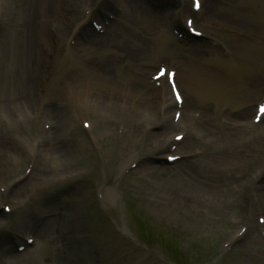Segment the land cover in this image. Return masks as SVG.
<instances>
[{
	"label": "rangeland",
	"instance_id": "obj_1",
	"mask_svg": "<svg viewBox=\"0 0 264 264\" xmlns=\"http://www.w3.org/2000/svg\"><path fill=\"white\" fill-rule=\"evenodd\" d=\"M0 1L4 10L0 26V33L4 35L0 38V136L7 128L11 136L14 134L10 163L3 168L6 173L0 176V190L8 187L9 182L14 184L28 168V160L22 161L20 155L19 150L23 148L15 151L13 144H25L24 149L28 148L29 136L37 131L42 133L45 120L48 123L58 118L52 109L61 99L67 96L65 99L74 103L71 104L74 109L71 106L68 110V123L67 119L63 123L66 128L59 124H54L53 128L54 142L60 145L65 142L70 151V155L61 159L59 155V165L63 169H53L48 176L42 174L55 163L51 161V151V162L42 166V172L25 185L19 182L18 190L3 199L11 205L12 213L0 214L1 233L16 228L17 235L24 237L27 232L37 237L40 219L49 213L55 214L50 217V226L54 229H51L54 237L57 232V242L53 240L55 244H48L40 238V243L26 254L15 253V256L9 252L4 258L8 260L6 264H53V260L57 264H187L191 256L194 257L191 264H264V247L258 240L261 235L256 238L251 234L244 243L234 241L230 245L232 250L220 248L235 235L238 227L233 224L237 214L232 208L233 190L241 182L235 181L233 174L225 181L213 176L207 161L217 144L205 140L204 133L199 131L203 128L200 123L208 118L214 133L226 140L233 139L234 149L240 145L239 152L247 136L255 131L252 113L256 102L264 96V0H204L203 12L192 17L199 29H206L207 34L218 40L188 47L173 36L168 16L159 19L161 25L153 34L141 35L130 20H120L108 36L93 44L92 39L73 40L71 47L70 28L77 20H82L78 14L83 15L95 0L71 4L73 15L69 7L66 21V13H62L66 0H54V4L51 3L56 5L51 11L53 16L43 19L41 35L35 37V45L23 61L17 54L23 57L19 44L25 42L26 24L19 27L22 16L18 11L29 0ZM187 1L191 5V0ZM170 3L172 7L177 5L176 0ZM54 16L59 22L58 48L51 46L50 39L49 23L55 21ZM15 19L19 20L18 25ZM11 30L14 32L10 33ZM220 41L229 45H222ZM43 47H49L47 73L45 70V75L37 73L35 79L25 75L28 61L31 65L37 59L32 52ZM160 62L177 70L178 84L186 100L182 107L184 121L178 128L172 122L173 107L168 108L158 100L152 104L149 99L155 97L154 94L169 91L166 79L162 87L157 86L160 91L152 90L155 84L151 83V75ZM40 77L50 82L47 90L40 86L43 84L39 83ZM90 80L97 81V87ZM100 81L118 88L112 89ZM28 83L30 87L26 86ZM74 84H78L79 91ZM82 87L87 90L82 91ZM91 89L94 91H89ZM52 90L56 92L54 96ZM24 109L31 112L24 113ZM16 112L22 113L23 122ZM71 112H75L80 123L72 118ZM245 112V119L239 121L241 133L231 134L230 131L237 128L235 120L242 118ZM47 113L53 115H50L52 119L42 117L37 121L38 115L47 116ZM83 121H89L93 130H83ZM163 122L164 129L158 130ZM184 127L188 135L186 142L174 151L168 147L163 149V140L172 139L174 132ZM257 128H264V120ZM67 130L71 134H66ZM259 130L257 135L261 133ZM192 147L199 149L194 153L200 151L201 156L190 171L192 181L203 183V178H207L208 181H204L213 182L214 187L228 185V207L215 208L210 200L207 204L189 200L190 194L195 192L188 186L192 181L186 176V181L180 183L174 176L180 164L164 162L168 152L177 154ZM134 153L143 154V159L130 166ZM152 157L163 162L153 163ZM228 164L229 160L224 165L225 170ZM161 178L170 179L171 184L166 180L170 188L161 185ZM106 185L117 187L116 200L106 197ZM3 200L0 196V202ZM259 200L264 203V196ZM65 209L68 210L66 231L61 230ZM56 215H61L57 222ZM258 215L254 214L255 223ZM7 241L1 244L0 255L11 251Z\"/></svg>",
	"mask_w": 264,
	"mask_h": 264
},
{
	"label": "bare ground",
	"instance_id": "obj_2",
	"mask_svg": "<svg viewBox=\"0 0 264 264\" xmlns=\"http://www.w3.org/2000/svg\"><path fill=\"white\" fill-rule=\"evenodd\" d=\"M66 1H70V0H66ZM82 1L83 0H71V4H73V3L79 4ZM181 1L184 2L185 6L188 5L187 0H177L178 3ZM218 2H221V1H218ZM51 3L54 4V0H47V1L46 0L45 1L44 0H29L28 4L22 10V17L23 18L21 17V22H20L19 27L26 24V33L24 32V34H23V35H25V42H23V44H21V46H20V52L22 53L21 55L23 57H20L17 54V57L21 61H23V59H25L26 57H29L28 54L32 51V46L35 45L34 44L35 37H39L41 35L42 27H43L42 25H44L43 19L47 18V16H49V17L53 16V15H51V13H52L51 11H53V9L56 5L54 6ZM124 3H125V0H124ZM71 4H70V6H71ZM100 5H101V3H99V6ZM125 5H126V8L123 9L122 16H123V18H125V21L130 20L131 24L138 29L139 34L145 35V36L147 34H153L154 29L156 27H158L159 25H161V22L159 21V19L163 20V18L158 17V19H155L153 17L154 16L153 12L143 4L142 0H126ZM71 8H72V10H71L70 14L72 16L74 10H73V7H70V9ZM78 13H79V9H77V14ZM80 14H82V13H80ZM126 14H127V16H126ZM78 17H80V19H81L83 17V15L79 16V14H78ZM10 18H11V15H9V20H10ZM179 22H180V20H179ZM15 23H17V25H18L19 20L15 19ZM16 28H17V26H16ZM13 32L14 31L11 30L10 33H13ZM110 37L112 39H115V37H113V36H110ZM0 38H4L3 32L0 33ZM33 52H32V56L39 57L40 55H42V54H40L39 49L37 50V52H34V53ZM197 57H198V55H196L195 58H197ZM29 62H30V60L28 61V64H27L28 67L25 69V75L35 79L38 74L39 75H40V73L42 74V71L40 70L39 66L37 67V65L34 67L32 65H29ZM25 81L28 82V78H25ZM89 82L90 83L92 82V85L97 87V81H95V80L91 81L90 80ZM100 83H104V82L100 81ZM104 84L107 87L111 86L112 89L118 88V86L110 84V83L109 84L104 83ZM74 85H76V90L79 91L78 84H74ZM26 86L30 87V84L28 83ZM49 87L52 89V85ZM96 87H94V89H96ZM135 88L138 89V86H135ZM94 89H91L89 91H94ZM86 90L87 89L82 87V91H86ZM55 93L56 92L54 90H52L51 94L53 96L55 95ZM57 94H60V93H57ZM32 96L35 97L36 94H33ZM52 112H53V115L55 113H57V116H58V118H55V121H53V123L55 125L59 124L61 126L63 119L59 115L57 108L53 107ZM6 115H7V113L3 116V118ZM245 116H246V112H245V114H243V113L241 114L242 118L235 120L236 122H235L234 126L237 128L235 130L230 131L231 134L238 136L241 133L240 129H238V127L240 128L242 126V123L239 121H241L242 119H245ZM207 120H208V118H206V120H204L203 122L200 123V125L202 124L200 126V128L201 127H203V128L199 131L204 133V135L206 137L205 140H208V141L213 140L217 144V149H215L211 153V157H209V160L207 161L208 167L211 170L213 176L221 179V181L222 180L225 181L230 177L231 172H229L227 169L225 170L224 165L226 164L227 160H229V164L231 166L236 164L239 161L240 154L242 153V152L241 153L239 152V148H240L239 146L240 145L237 144V148L234 149V146H235L234 143L235 142L233 141V139H227L226 140V139H224V137L219 136L216 133H214V128L212 126V122H209ZM209 120H211V119L209 118ZM12 135H14V134H12ZM128 136L129 135H127V137ZM187 137L188 136H186V138ZM185 142L186 141H183L182 145ZM61 143L63 144V142H61ZM163 143L165 144L164 147L167 148V141H165V142L163 141ZM13 145H16L17 149L18 148L24 149L26 147L25 144H21V143H14ZM10 147H12L11 144L5 145V144L0 143V176H2L4 173H6L5 172L6 170L4 171V169L7 168V166H5V165L7 163H10V159H11ZM164 147H162V148H164ZM231 149H234V150L231 151ZM198 150L199 149L192 147V148L186 149L181 154H187L189 152H195ZM51 151H52V155H53V158L51 161H53V162L55 161V163H53V165H51L52 168L48 167L47 171L44 170V172L42 173L43 175L46 174L47 176L51 173V171H53V169L62 168L59 165L60 163L58 161L59 155H60V159L63 158L64 155H66V156L68 154L70 155V151L68 150V148L67 147L64 148L57 141H55L54 144L52 145L50 152ZM261 152H264V145L259 144V145H253L252 151L250 153H252V155H255V154L259 155ZM199 154H200V151L198 152V155H196L195 158L186 159V160L182 159L183 161L180 162V165L177 167V170L174 173L175 174L174 176L176 177V179H179L180 183H184L186 181V176L192 181L190 171L193 170L194 161L199 160V158L201 157V156H199ZM202 154H203V152H202ZM142 156H143V154H141V153L133 154L131 156V162L134 163V162L140 161ZM10 165H12V164H10ZM9 170H10V168H9ZM7 171H8V169H7ZM203 179L207 180V178H203ZM166 180L171 184L170 179L161 178L160 182H161V185L163 187H167V186L169 187V183ZM204 180H202L203 183L192 181V183H190L188 185L189 187H191L192 189L195 190V192H193V194H190L189 200H191L192 202H194L196 204H198V203L207 204L208 203L207 201L210 200V202H214L213 207H215V208H219L220 206H225L226 204L228 205V202H229L228 201V198H229L228 194L230 193L227 189L228 185L224 186V187H221V186L214 187L213 182H212V184H210ZM254 183L259 184L258 189L261 191L260 192L259 190H257L256 195L259 194V192H260V194H262L264 196V182L262 183L259 181H255ZM8 188H9L8 191H13V190L16 191V184H10V186L8 185ZM171 191L175 192V190H172V189H171ZM105 194H106V197L109 198L110 201L116 200V198L118 196V193L116 191V186L115 185H106L105 186ZM196 212H197V210H196ZM48 213H49V211H48ZM57 214H58V212H57ZM67 214H68V210L65 209L63 212V219H62V224H61V230L64 229L65 231L67 228V226H65V224L67 223L66 220H68ZM54 215L55 214L50 215V213H49V216H45V217L41 218L40 219L41 222H39V225H41V226L38 229V237H39L38 239L42 238V239L46 240L47 242H49L48 244H50V243L55 244L57 242V232L56 231L54 232L56 234V236L54 237L53 236L54 234H52V231H51L52 227L50 226V217L53 218L52 216H54ZM59 216H61V215H56V218H55L56 222L58 220L57 217L59 218ZM52 230L54 231V229H52ZM7 238H8L7 236L6 237L4 236V233L0 232V245L3 242H5L7 240ZM47 239H49L50 241ZM53 240H55L56 242ZM38 243H40V242L38 241L36 244H38ZM15 256H17V255L15 254ZM263 258H264V256H263ZM52 263L57 264V262L54 260L52 261Z\"/></svg>",
	"mask_w": 264,
	"mask_h": 264
},
{
	"label": "snow or ice",
	"instance_id": "obj_3",
	"mask_svg": "<svg viewBox=\"0 0 264 264\" xmlns=\"http://www.w3.org/2000/svg\"><path fill=\"white\" fill-rule=\"evenodd\" d=\"M194 6L196 8H199V0H195ZM191 23V21H189V24Z\"/></svg>",
	"mask_w": 264,
	"mask_h": 264
}]
</instances>
